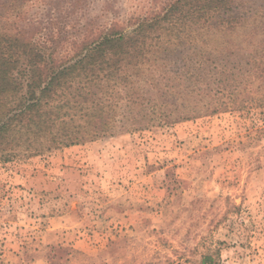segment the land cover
I'll list each match as a JSON object with an SVG mask.
<instances>
[{
    "label": "rangeland",
    "instance_id": "obj_1",
    "mask_svg": "<svg viewBox=\"0 0 264 264\" xmlns=\"http://www.w3.org/2000/svg\"><path fill=\"white\" fill-rule=\"evenodd\" d=\"M241 3L252 15L264 11V0ZM6 4L43 26L59 17L50 0ZM149 6L88 0L81 24L124 22ZM236 34L232 52L212 43L185 51L203 57L179 83L176 51L172 60L161 53L159 102L172 118H188L0 161V264H201L204 255L264 264V98L204 112L255 81L247 59L261 33Z\"/></svg>",
    "mask_w": 264,
    "mask_h": 264
},
{
    "label": "trees",
    "instance_id": "obj_2",
    "mask_svg": "<svg viewBox=\"0 0 264 264\" xmlns=\"http://www.w3.org/2000/svg\"><path fill=\"white\" fill-rule=\"evenodd\" d=\"M6 2H0L6 8L0 17V161L19 150L48 151L137 129L146 120L188 118H172L159 102L161 53L172 60L176 51L179 83L203 57H184L185 51L212 43L232 52L240 31L261 33L247 59L256 85L236 88L204 112L242 109L251 94L264 98V11L252 15L241 0H150L124 22L83 24L88 0H50L59 17L47 26L24 20ZM201 264H213V257L204 255Z\"/></svg>",
    "mask_w": 264,
    "mask_h": 264
}]
</instances>
